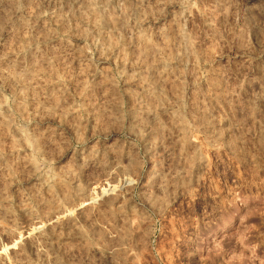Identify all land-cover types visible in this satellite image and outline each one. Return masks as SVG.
<instances>
[{
    "label": "rangeland",
    "instance_id": "1",
    "mask_svg": "<svg viewBox=\"0 0 264 264\" xmlns=\"http://www.w3.org/2000/svg\"><path fill=\"white\" fill-rule=\"evenodd\" d=\"M0 264H264V0H0Z\"/></svg>",
    "mask_w": 264,
    "mask_h": 264
}]
</instances>
